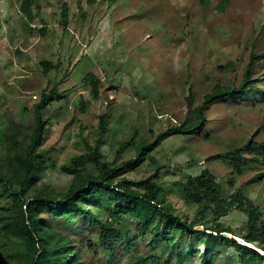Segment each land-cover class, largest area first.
Listing matches in <instances>:
<instances>
[{
	"label": "rangeland",
	"instance_id": "374dc122",
	"mask_svg": "<svg viewBox=\"0 0 264 264\" xmlns=\"http://www.w3.org/2000/svg\"><path fill=\"white\" fill-rule=\"evenodd\" d=\"M63 4L68 9L66 27ZM31 9L28 18L20 0H0V149L4 157L5 135L13 125L22 135L31 134L35 105L55 86L59 96L41 111L46 125L39 152L46 166L38 175L37 190L66 192L72 177L60 168L88 153L87 145L93 147L98 140L104 159L111 162L118 144L134 133L137 142H153L179 127L214 86L238 88L249 67L255 88L251 94L209 105L197 132L166 136L134 171L122 176L131 181L152 177L163 189V203L203 230L213 226L210 216L195 218L197 206L181 190L189 176L207 168L226 201L240 190L264 222V159L245 147L264 144V58L250 57L264 54V0H33ZM41 60L55 67L44 74ZM89 75L98 80L96 96ZM104 114L106 131L99 132ZM238 148H244L245 159L238 174L211 159ZM133 152L130 148L119 162L133 158ZM94 201L82 205L93 210ZM246 220L245 213L230 208L218 222L235 234L225 237L241 242ZM50 224L73 245L88 239L97 244L95 226L84 217ZM124 237L132 245L129 256L120 246L107 259L97 246L94 252L85 251L82 261L128 264L136 255H151L152 247L133 226ZM154 250L161 254L160 248ZM217 252L214 264L237 263L232 248L221 246ZM187 264H200L199 253Z\"/></svg>",
	"mask_w": 264,
	"mask_h": 264
},
{
	"label": "trees",
	"instance_id": "16d2710c",
	"mask_svg": "<svg viewBox=\"0 0 264 264\" xmlns=\"http://www.w3.org/2000/svg\"><path fill=\"white\" fill-rule=\"evenodd\" d=\"M206 1L199 0L201 4ZM32 4L33 0H20L21 12L28 18L32 17ZM61 17L63 27H66L68 9L65 4ZM250 57L263 59L264 54ZM39 64L44 74L55 67L44 60ZM88 77L91 91L96 96L98 80L92 75ZM253 89L248 67L238 88L214 86L179 127L159 134L153 142L144 139L137 142L134 133L127 141L118 144L111 162L106 161L100 152L101 140L93 147L87 145L88 153L72 158L69 166L60 168L62 173L72 177L64 193L35 188L38 175L46 166L39 152L46 125L41 111L49 100L59 96L55 86L48 93H42L34 108L31 134L22 135L18 126L13 125L5 135L4 157L3 149H0V203L3 205H0V264H86L82 261L84 252H94L97 246L107 259L112 258L120 246L125 247L129 256L132 245L124 242V235L131 231V226L138 237L152 247V253L149 256L136 255L128 264H171V259H174L173 264H187L198 253L200 264H214L221 246L236 252V264H264V222L260 219L259 209L240 190L232 193L226 201L216 177L207 168L189 176L181 190L183 197L197 206L195 218L210 216L208 223L213 226L203 230L195 228L194 222L187 223L175 215L173 208L163 203V189L152 177L131 181L122 176L125 171H134L166 136L197 132L206 122L205 111L209 105L228 98L246 97ZM107 118V114L100 117L99 132L106 131ZM262 129L264 131V125ZM245 147L254 157L264 159V144L246 143ZM130 148L134 151L133 158L119 162L121 155ZM243 149L217 154L211 159L219 160L231 167L232 174H238L245 163ZM158 171L159 167L155 166V176ZM233 183L234 177H231L228 186L232 187ZM92 199H95L93 210L82 205V202ZM230 208L247 216L246 231L239 237L241 242L234 240L233 230L218 222ZM77 217H84L94 224L97 244L88 239L73 245L71 238L61 235L50 224L51 221ZM224 233L234 237H225ZM200 247L202 250L199 251ZM157 248H160V255L154 250ZM107 264L118 263L112 261Z\"/></svg>",
	"mask_w": 264,
	"mask_h": 264
},
{
	"label": "clouds",
	"instance_id": "9594fccd",
	"mask_svg": "<svg viewBox=\"0 0 264 264\" xmlns=\"http://www.w3.org/2000/svg\"><path fill=\"white\" fill-rule=\"evenodd\" d=\"M199 1V0H198ZM200 3V2H199Z\"/></svg>",
	"mask_w": 264,
	"mask_h": 264
}]
</instances>
